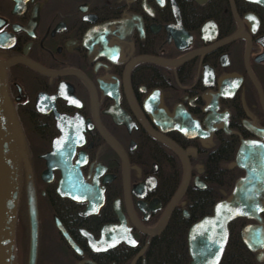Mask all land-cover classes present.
<instances>
[{"label":"flooded vegetation","instance_id":"flooded-vegetation-1","mask_svg":"<svg viewBox=\"0 0 264 264\" xmlns=\"http://www.w3.org/2000/svg\"><path fill=\"white\" fill-rule=\"evenodd\" d=\"M261 1L0 0L11 264L33 213L35 264H152L178 231L188 264L191 226L241 179L261 209L228 223L218 264H264Z\"/></svg>","mask_w":264,"mask_h":264},{"label":"water","instance_id":"water-1","mask_svg":"<svg viewBox=\"0 0 264 264\" xmlns=\"http://www.w3.org/2000/svg\"><path fill=\"white\" fill-rule=\"evenodd\" d=\"M261 3L264 4V0ZM3 65L5 63L0 60V67ZM184 161L186 174L173 202L180 197L187 185L189 167L185 158ZM17 181L16 154L4 112L0 75V264H11L18 204ZM244 181L245 179L237 181L230 200L215 205L212 216L203 217L191 226L188 233V250L192 260L188 264H218L228 238V223L234 218L253 213L256 217L261 204L259 199L251 197L252 191L244 193L242 189ZM30 224L28 264H35L37 247L35 213L31 214ZM156 232L158 230L152 231L151 234Z\"/></svg>","mask_w":264,"mask_h":264},{"label":"trees","instance_id":"trees-1","mask_svg":"<svg viewBox=\"0 0 264 264\" xmlns=\"http://www.w3.org/2000/svg\"><path fill=\"white\" fill-rule=\"evenodd\" d=\"M184 241V232L178 231V238L175 239L173 243L168 241L167 247L159 249L152 260V264H186V257H184V260L178 262V258H180L181 255H185L184 251H182V248H184Z\"/></svg>","mask_w":264,"mask_h":264},{"label":"rangeland","instance_id":"rangeland-1","mask_svg":"<svg viewBox=\"0 0 264 264\" xmlns=\"http://www.w3.org/2000/svg\"><path fill=\"white\" fill-rule=\"evenodd\" d=\"M14 256L12 255V258H13Z\"/></svg>","mask_w":264,"mask_h":264},{"label":"snow or ice","instance_id":"snow-or-ice-1","mask_svg":"<svg viewBox=\"0 0 264 264\" xmlns=\"http://www.w3.org/2000/svg\"><path fill=\"white\" fill-rule=\"evenodd\" d=\"M134 243V242H133Z\"/></svg>","mask_w":264,"mask_h":264}]
</instances>
